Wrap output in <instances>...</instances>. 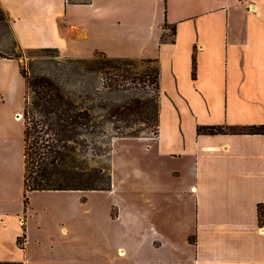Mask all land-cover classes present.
Listing matches in <instances>:
<instances>
[{"label": "crops", "instance_id": "1", "mask_svg": "<svg viewBox=\"0 0 264 264\" xmlns=\"http://www.w3.org/2000/svg\"><path fill=\"white\" fill-rule=\"evenodd\" d=\"M0 7L23 48L156 58L159 70L157 132L117 138L128 142V201L111 200L91 217L89 196L112 195L114 185L30 190L24 203L22 144L15 162L12 141L22 132L15 119L22 100L18 109L5 105L0 88V171L19 177L12 193L0 183L1 261L264 264V132L196 130L264 125V0H0ZM10 63L19 75L14 58L0 57Z\"/></svg>", "mask_w": 264, "mask_h": 264}, {"label": "trees", "instance_id": "2", "mask_svg": "<svg viewBox=\"0 0 264 264\" xmlns=\"http://www.w3.org/2000/svg\"><path fill=\"white\" fill-rule=\"evenodd\" d=\"M0 13L3 10L0 7ZM5 15V14H4ZM7 18V17H6ZM174 31V28H172ZM16 42V41H15ZM36 56L50 55L58 52L55 47L33 48ZM100 56V57H99ZM2 57V56H0ZM8 58H16L8 56ZM139 60L153 63V74L140 73L134 68ZM66 62L93 63L90 70L112 73V80L117 84L120 76L134 83L145 81L144 77L155 85V103L151 112L148 101L142 96L128 97L120 102L111 103L105 110L104 120L112 122L116 138L140 136L141 132L154 127L155 133L159 120V81L156 58L112 57L101 51H94L87 57H69ZM58 63L60 61H57ZM129 66L132 69L126 68ZM25 92L22 108V185L24 203L27 202V191L30 190H108L111 187V162L104 164L97 157L110 153L108 136L99 115L94 112L91 104L95 99L94 92H70L65 90L55 79L33 70L32 63H18ZM129 71V72H128ZM105 107V105H104ZM122 121V124H116ZM132 121H138L144 127L134 128L128 132ZM196 130L202 133H219L225 131H247L263 133L264 125L224 128L220 125H199ZM107 136L106 140L100 139ZM76 151L81 159L76 160ZM24 234L17 237L18 245L22 246ZM0 264H22L21 261L0 260Z\"/></svg>", "mask_w": 264, "mask_h": 264}, {"label": "rangeland", "instance_id": "3", "mask_svg": "<svg viewBox=\"0 0 264 264\" xmlns=\"http://www.w3.org/2000/svg\"><path fill=\"white\" fill-rule=\"evenodd\" d=\"M50 55H56L52 57L49 55L36 56V51L33 48H23L19 46L13 39L9 24L6 16L0 13V56L8 57L10 55L15 56L16 63L28 64L32 63L34 72L46 74L53 79H55L65 90L70 92H94L95 99L91 104L94 106V112L99 115V120L102 123L103 129L107 133V136L101 137L100 139L108 140L109 146L113 147L115 143V157L114 163L111 164V184L115 186V193L112 195L104 194H93L90 195L86 202L85 215L93 216L95 213L101 214L102 205H106L108 202H126L128 201V142L118 141L116 136V131L113 128V123L107 120L101 115H104L107 107L114 102H120L128 97L132 96H142L148 101V110L151 112L155 103V85L148 79L141 81L139 83H134L130 80L132 74L128 73V79H122L120 76L117 79V84H114L112 77L113 74L104 73L98 70H90L93 63H75L66 62L65 58L68 56L62 55L59 51H51ZM100 57V56H99ZM57 61H60L59 63ZM134 65L136 66L134 70L138 71L140 75H145L146 73L153 74V63H145L137 60ZM126 68L132 69L129 66ZM129 72V71H128ZM0 88L3 90V95L5 94L7 98V103L5 105L13 109H18V104L21 101L23 108V96L25 92L24 82L21 75L17 74V69L14 64H9V66L0 65ZM8 90V91H7ZM0 97V104L2 101ZM105 105V107H104ZM3 105L0 106V108ZM17 112L15 113V116ZM20 117V116H19ZM15 118L16 120L20 118ZM22 127H23V118ZM131 126H128V132L134 128L144 127L143 124L138 121L132 122ZM116 124H122V121H116ZM17 128H15V132ZM154 127H149L141 132V135H154ZM21 136V137H20ZM15 134L12 141L14 142L15 162H18V157L20 154V144H22V132L21 135ZM2 145L0 141V146ZM82 154L76 151V160L81 159ZM135 153L132 152V159ZM112 158V153L106 152V154L97 157V161L101 163L110 164ZM138 159V157H136ZM135 160V159H134ZM2 163L7 164V161H2ZM2 175V176H1ZM18 174L12 176L10 179V172L5 170L0 171V183L5 185L7 189L10 188L11 193L17 191L18 188ZM13 199V200H12ZM10 201L17 202L16 195H10ZM114 211V209L112 210ZM118 230V235H119Z\"/></svg>", "mask_w": 264, "mask_h": 264}, {"label": "bare ground", "instance_id": "4", "mask_svg": "<svg viewBox=\"0 0 264 264\" xmlns=\"http://www.w3.org/2000/svg\"><path fill=\"white\" fill-rule=\"evenodd\" d=\"M17 114H18V113H17ZM19 116H20L19 118L21 119V118H22V115H21V113H20V112H19Z\"/></svg>", "mask_w": 264, "mask_h": 264}, {"label": "built area", "instance_id": "5", "mask_svg": "<svg viewBox=\"0 0 264 264\" xmlns=\"http://www.w3.org/2000/svg\"><path fill=\"white\" fill-rule=\"evenodd\" d=\"M19 117V113L15 116V118L17 119Z\"/></svg>", "mask_w": 264, "mask_h": 264}]
</instances>
